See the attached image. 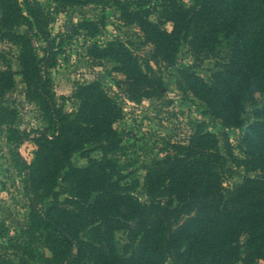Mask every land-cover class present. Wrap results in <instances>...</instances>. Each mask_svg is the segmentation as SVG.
Here are the masks:
<instances>
[{"label": "trees", "instance_id": "1", "mask_svg": "<svg viewBox=\"0 0 264 264\" xmlns=\"http://www.w3.org/2000/svg\"><path fill=\"white\" fill-rule=\"evenodd\" d=\"M56 1L61 8L113 5L123 22L138 26L144 41L152 44L154 56L167 64L176 62L181 39L206 52L225 42L223 59L208 78L183 65L176 84L197 97L222 127L244 128L240 162L259 170V175L226 186L224 180L232 172L227 160L236 157L227 136L221 148L218 134L201 120L192 125L186 142L167 141L164 155L145 166L143 191L149 199L141 200L135 187L123 180L116 161L121 138L114 122L122 115L117 101L99 79H93L76 82L75 113L63 110L56 98L65 96L55 95L48 70L57 53L47 29L48 16L38 0H0V39L19 49L17 70L0 50V97L13 87L14 74L19 72L27 99L38 105L54 128L52 134L35 131L36 146L28 161L19 146L30 134L14 126L18 110L0 103V125L8 126L14 167L29 196L28 222L8 238L12 254L0 255V264L264 260V104L259 105L255 95L264 91V0H191L190 4L161 0L162 19L157 21L149 18L150 10L141 0ZM165 20L170 21V29L163 26ZM22 24L33 32L15 30ZM79 26L89 35L96 32L90 20L74 30ZM31 34L45 40L43 55H38ZM87 49L95 59L116 63L124 77L121 87L131 100L140 101L158 90L142 60L122 39L92 41ZM144 63L150 67L148 60ZM247 106L254 109L249 121L244 116ZM92 147L101 151L98 157L90 156ZM75 151L87 157L86 164H72ZM119 232L125 234L123 240Z\"/></svg>", "mask_w": 264, "mask_h": 264}, {"label": "rangeland", "instance_id": "2", "mask_svg": "<svg viewBox=\"0 0 264 264\" xmlns=\"http://www.w3.org/2000/svg\"><path fill=\"white\" fill-rule=\"evenodd\" d=\"M141 1L143 8L150 10L151 20L162 19L158 10L161 0ZM181 2L190 4L191 0H181ZM38 3L48 16L47 29L53 48L57 50L56 61L48 68L55 95L65 96L56 98L57 101L61 103L63 110L75 113L79 105V99L73 95L76 82L100 80L102 86L121 108L122 115L114 122L121 138V148L116 151L118 167L123 170V180L135 187L134 192L141 200L149 199L143 191L145 166L164 155L167 141L186 142L192 125L201 120L205 121L208 129L218 134L221 148L225 140L224 134L227 136L228 145L236 157L227 160L232 172L224 180L226 186L241 181L244 176L259 175V170L248 169L243 162H240L244 157L242 141L244 128L222 127L216 118L207 113L205 105L197 97L190 92L180 90L176 84L179 67L183 65L192 66L198 73L208 78L223 59L225 42L216 46L214 52H206L198 48L197 51L188 43V39H181L176 62L167 64L154 56L152 44L144 41L138 26L123 22L119 17V11L113 5L86 3L61 8L56 0H38ZM85 20L92 21L96 29L94 35L86 33V28L81 26L74 30ZM163 26L170 29V21L165 20ZM15 30L33 32L24 24L16 27ZM115 37L125 41L142 60L145 70L153 77L155 84L159 85L155 93L143 96L140 101L131 100L121 87L124 77L115 69L116 63L106 59H95L88 52L89 42L104 44ZM31 41L38 55H43L45 40L31 34ZM0 50L4 51L14 70H17L18 46L7 39H0ZM147 60L150 67H146L144 63ZM14 79L13 87L0 97V103L18 110V120L14 126L30 134V137L20 144L19 151L30 161L36 146L32 135L36 130H46L48 134H52L54 128L38 105L27 99L22 75L16 71ZM255 95L258 104H264V91ZM253 112L252 106L246 107L244 116L247 121L253 119ZM7 129V125H0V255L8 256L12 254L8 238L16 235L19 228L28 222L29 196L23 180L14 167L11 156L14 141L7 139L9 134ZM90 146L92 145H87V148ZM100 153L98 148L89 149L92 157H98ZM70 158L72 164L79 166L86 164L88 160L80 151L73 152ZM58 181L59 184L62 183L61 178ZM64 195L61 194L60 198ZM48 203L49 198H46L44 204ZM117 234L118 238L124 239V233ZM244 240L242 236V245ZM46 253L49 254L47 250ZM242 255L243 251L240 256ZM238 262L244 264L241 259ZM166 263L175 264L170 259H167ZM249 264H264V260L259 258Z\"/></svg>", "mask_w": 264, "mask_h": 264}]
</instances>
